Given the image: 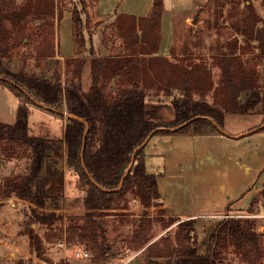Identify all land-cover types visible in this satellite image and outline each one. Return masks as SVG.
<instances>
[{"label": "trees", "instance_id": "trees-1", "mask_svg": "<svg viewBox=\"0 0 264 264\" xmlns=\"http://www.w3.org/2000/svg\"><path fill=\"white\" fill-rule=\"evenodd\" d=\"M90 1L95 0H79L72 9L78 54L86 51L84 31L90 28ZM245 7L233 28L244 37L246 45L239 44L235 37L226 50L214 54L211 61L220 71L216 84L207 59L188 49L177 53L172 47L171 55L177 56L176 60L158 54L164 0H154L146 16H115L110 30L103 35L107 43H116L110 55H97L92 45L89 59L65 57L64 62L49 40L55 26L54 0H0V83L25 99L19 104L15 123L0 121V147L3 157H24L28 161L24 172H12L0 179V197L16 196L35 205L23 232L38 256L44 252L43 239L31 225H49L61 216L64 182L58 163L62 159L88 192L85 223L68 226L66 239L69 243H84L95 259H104L109 250L105 222L97 221L95 216L109 214L103 209L116 208V203L127 194L138 198L145 210L161 197L157 176L147 169L143 145L151 135L169 129H160L162 124L148 115L152 91L171 97L175 131L208 133L223 126L226 113L264 111V85L259 72L243 57L255 41L264 54V18L251 0ZM62 16L59 10L58 21ZM35 26L46 40L39 57L56 60L64 65V71L36 75L11 68L14 50L20 42L26 43ZM88 60L91 84L85 88L83 75ZM210 94L213 102L207 99ZM31 99L62 115L67 112L62 139L30 135ZM171 220L173 223L176 218ZM178 224L174 240L167 235L154 242L156 252L173 259L174 264H258L264 258L263 233L252 217L222 219L204 252L192 235L194 220ZM152 225L150 217H141L137 229L140 238L147 236L146 227ZM133 242L136 249L141 247L138 238ZM230 246L239 262L226 259L225 251Z\"/></svg>", "mask_w": 264, "mask_h": 264}, {"label": "rangeland", "instance_id": "rangeland-1", "mask_svg": "<svg viewBox=\"0 0 264 264\" xmlns=\"http://www.w3.org/2000/svg\"><path fill=\"white\" fill-rule=\"evenodd\" d=\"M78 1L79 0H54L56 15L53 20L55 26L54 33L49 36V40L55 45L57 53L64 54L68 46L73 47L71 44H74V48L76 49L73 39L72 9L73 5L76 2L78 3ZM247 1L248 0H165V9L168 13L172 14V23L175 32L173 47L176 52H184L188 49L190 52L195 53V56L207 59V62L212 67L213 78L216 84L220 79V71L219 67L211 61L214 54L221 49L226 50L228 42L235 37H238L239 44L246 45L244 37L234 30L233 25L234 21L239 20L241 13L246 10L245 3ZM251 1L257 12L264 18L263 0ZM132 2L133 0H123V4L127 7H129ZM96 5V0L88 2L90 28H85L84 31L86 36L85 48L87 51L83 52V55H88V52H91V48L96 45H91V34L93 29L96 28L95 26H99L98 24L101 23L102 20H106V24L108 25L105 27L106 30L104 29V31L110 30L111 20L98 16L95 10ZM79 7H81V4H79ZM59 10L63 14L60 21H58L57 17ZM68 12H70L69 15H67ZM85 17L86 15L84 14V18ZM195 17L196 22H193ZM259 24L262 25L261 22ZM38 32L37 26H35L33 33L29 34V39H25L27 44L20 42V45H18L13 52L14 56L11 61V68L36 75H52L59 70L64 71V65H60L56 60L39 57L40 51L46 46V40L42 39ZM164 45L166 51L172 53V49L168 48V44ZM257 45V41L253 42V47L248 49L243 57L247 62L257 67L260 81L264 85V54L261 53ZM171 58L176 60L177 56H171ZM62 61L64 62V59H62ZM88 65L87 63L86 66ZM83 82L86 88L91 80L90 78L89 81L88 79H84ZM86 82L88 84H86ZM23 98L24 97H19L17 92L7 84L0 83V117L5 118L3 113L17 116L19 104L25 100ZM170 99L171 97L164 92L156 94L152 91L149 94L147 112L150 118L162 124L160 129H175V127H173L175 114ZM207 99L213 102L211 94ZM28 103L31 107L29 125L33 129V133L39 135L48 134L55 139H62V114L49 108L40 107L32 99ZM226 119L227 128L236 131L264 124V112L249 114L226 113ZM255 131H257V128L254 132ZM30 135H32V133H30ZM185 137L189 140L188 136ZM150 139L151 137L147 139L143 147L146 146V143H148ZM164 141L165 142L161 143L160 139L151 140L149 148L153 150H162L166 148L173 153H177L183 148L186 151L185 163L189 165V167H186V170H191L190 176L188 177L194 179L199 177V173H208L211 174L212 177L218 179L209 180L211 186L208 185L206 188H201L202 190H198L199 188L196 190L193 187L190 188L193 195L194 193L196 194L195 197L197 199L194 198V200H197L200 205L215 206L216 201L225 198V195L230 196V184L233 183V181H224L221 179V176L224 178L227 176L228 171L232 172L231 170H235L236 162L233 161V159L225 157L224 152L219 150L217 146H213L210 154L205 155L203 150L205 148H198L194 145H189L185 148V145L178 140H176V142H171L170 140ZM253 145L256 144L254 143L252 146ZM194 149H196V152H194ZM2 154L4 153L1 151L0 147V179L12 172H24L26 170L28 163L26 158L18 157V159L8 160L5 156L3 157ZM150 159H154V157L152 158V156H150ZM176 159H180L179 154L176 155ZM177 162L180 163L179 160H177ZM207 162H209L210 165ZM203 165L210 166V171L202 170L201 166ZM216 180L217 183L222 185L219 189H217V186L215 187ZM179 184L182 185V183ZM196 185H199V183ZM202 186L205 185L203 184ZM84 193L82 198L79 197L74 202L73 200H65V198H63V205L65 204V207L59 211L61 216L55 222L49 225L43 223H33L35 225H31L33 228L37 229L43 239L44 252L42 256H38L36 251L30 246L29 236L27 235L28 238H25V240H18V248L0 246V264H15L19 261H23L24 264H174L173 259L160 256L154 248V242L160 240V238L164 236H171L174 240L179 225L177 221L172 223L171 219H175V217L170 215L167 208L159 206L158 199L152 207L145 210L138 198L133 197L132 194H127L123 200L116 203V208L103 209L105 213L109 214L105 216H95L97 221L102 220L105 222L104 224L107 230L106 235L109 250L107 256L102 260L95 259L92 256L90 248L84 243L78 241L69 243L66 239L68 226L85 223L87 212L85 198L88 192L85 191ZM3 205L4 204L0 203V213L3 209ZM31 208L33 207H30L29 210L27 207L23 208L26 214V218L22 221L23 228H25V223L30 221L29 215ZM250 209H252V211H250ZM227 210L230 212L227 211L226 215L238 214L255 219L258 231L263 233L264 246V217L251 216L264 213V192L260 190L256 193L255 196L250 199L246 207L233 205ZM145 211L148 212L149 215L146 214ZM141 217H150V219L153 220V225L150 228L147 226V236L140 238L137 229ZM210 220L215 221L213 218H210ZM134 238L140 240L141 247L138 249H136V244L133 242ZM196 240L199 250L201 252L206 251L209 239L206 241V238L203 236L200 237V241L197 238ZM64 241L67 243L68 247L60 245V243ZM77 247L88 250L90 253L89 257L76 256L75 249ZM225 256L229 261L239 262V257L234 251L233 246H230L225 251ZM258 264H264V258Z\"/></svg>", "mask_w": 264, "mask_h": 264}, {"label": "crops", "instance_id": "crops-1", "mask_svg": "<svg viewBox=\"0 0 264 264\" xmlns=\"http://www.w3.org/2000/svg\"><path fill=\"white\" fill-rule=\"evenodd\" d=\"M153 2L154 0H133L132 4L127 7L123 4V0H97L95 10L97 15L101 18H108L107 20L110 19L112 21L117 14L121 13L136 15L137 17L146 16L152 10ZM69 14L70 12H68L67 15ZM98 25L99 26H95L96 28L93 29L91 34V45L96 44L97 55L108 56L114 51L112 47L114 48L116 43L112 45L103 39L104 29L108 25L106 24V20H102ZM161 27L162 41L158 54L171 58L172 55L170 51H166L164 44H168V48L172 49L175 41V32L172 23V14L168 13L165 9V0ZM71 45L73 47L68 46V49H65L64 54L60 53L62 59L65 57L82 56H86L89 59L91 57L90 52H88V55H83V53L78 54L74 48V44ZM89 78H91L90 65L85 67L83 75V79H88L89 81ZM86 84L88 83L86 82ZM90 84H88L86 88H88ZM45 108L48 107L45 106ZM3 114L5 118L0 117V121L12 124L15 123L16 116L8 115L6 113ZM67 116L68 114L65 111L62 115L63 137ZM256 128L257 131L254 132ZM175 129L155 133L153 135H156L155 137L150 136L151 139L144 147L147 169L149 172H152L157 176L161 195L157 200L160 204L159 206L167 208L170 215L175 217L178 223L184 220L193 219L195 222L194 236L199 239V241L200 237L204 236L207 241V239H210L211 235L214 233L218 223L222 219H225L223 215H226L227 211H229L227 210L229 207H232L233 205L246 207L250 202V199H252V197H254L260 190L262 191L264 189V124L232 131L227 128V119L225 115L223 126L220 127V129L218 128V130H213L208 133L196 134L190 131H175ZM31 133L32 135H39L33 133L32 128ZM40 136L50 137L48 134ZM185 136H188L189 140ZM155 139H160L161 143L165 142L164 140H170L171 142H176V140H178L185 145V148L189 145H194L198 148H205L203 149L205 155H209L211 148L217 146L219 150L224 152L225 157L233 159V161L236 162L235 170H231L232 172L228 171L227 176L224 178L221 176V179L224 181H233V183L230 184V196L225 195V198L215 202V206L200 205L197 200H194L196 194L194 193L193 195L190 188L193 187L195 190L198 188V190H202L201 188H206L208 185L211 186L209 180L217 178L212 177L211 174L208 173H199V177L194 179L188 177L190 176L191 170H186V167H189V165L185 163L186 151L183 148L177 153H173L166 148L162 150L150 149V141ZM254 143L256 145L252 146ZM194 152H196V149H194ZM178 154L180 159H176V155ZM150 156H152V158L154 157V159H150ZM177 160H179L180 163H178ZM54 163L57 164L58 162L54 161ZM207 163L210 165L209 162ZM58 165L62 168L63 172L65 200H73L74 202L79 197L82 198L87 189L80 182L77 174L66 165L65 159H62ZM201 169L210 171L211 167L203 165L201 166ZM217 180L215 187L217 186V189H219L222 185L217 183ZM179 183H182V185ZM197 183H199V185H196ZM203 184L205 186H202ZM0 203L4 204L0 213V246H12L18 248V240H25V238H28L27 234L23 232L24 226H22V221L26 218L23 208L27 207L29 210L30 207H34L35 205L16 196L0 197ZM210 218H213L215 221L210 220Z\"/></svg>", "mask_w": 264, "mask_h": 264}, {"label": "built area", "instance_id": "built-area-1", "mask_svg": "<svg viewBox=\"0 0 264 264\" xmlns=\"http://www.w3.org/2000/svg\"><path fill=\"white\" fill-rule=\"evenodd\" d=\"M225 218H228V217H231V216H243V217H248V216H245V215H238V214H230V215H223ZM251 216H255V217H261L263 218L264 217V213L263 214H255V215H251ZM61 246H66L68 247L67 243L64 241V242H61L60 243ZM75 254L76 256H81V257H89L90 253L88 250L84 249V248H81V247H77L75 249Z\"/></svg>", "mask_w": 264, "mask_h": 264}, {"label": "water", "instance_id": "water-1", "mask_svg": "<svg viewBox=\"0 0 264 264\" xmlns=\"http://www.w3.org/2000/svg\"><path fill=\"white\" fill-rule=\"evenodd\" d=\"M193 22H196V17L193 19ZM72 115V114H71ZM73 116V115H72ZM153 264H156V263H153Z\"/></svg>", "mask_w": 264, "mask_h": 264}]
</instances>
